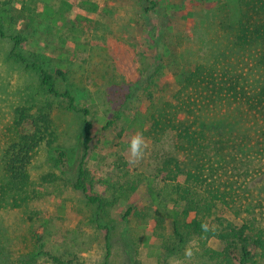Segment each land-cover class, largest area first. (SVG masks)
Listing matches in <instances>:
<instances>
[{
  "label": "rangeland",
  "instance_id": "1",
  "mask_svg": "<svg viewBox=\"0 0 264 264\" xmlns=\"http://www.w3.org/2000/svg\"><path fill=\"white\" fill-rule=\"evenodd\" d=\"M248 1L0 0V11L14 18L3 19V31L22 37L18 46L0 37V152L15 139L21 106H49L57 135L56 144L40 148L30 166L34 200L0 210V264H236L239 249L229 246L232 241L188 232L163 169L187 164L192 155L179 150L168 122L190 125L198 119L213 134L203 151L221 149L230 172L264 185V157L255 154L254 140L260 123L202 82L231 71L263 85L257 49L235 44ZM22 5H32L33 15L41 12L27 27L11 11ZM12 52L47 70L58 92L73 96L77 111H69L67 99L48 94L37 69L13 59ZM192 74L198 75L189 85ZM162 115L165 128L154 125ZM86 120L92 127L87 150ZM136 132L148 147L132 164L128 144ZM55 148L66 151L65 165L58 164ZM81 161L82 184L100 205L73 187ZM176 221L184 244L174 234ZM203 223L222 234L243 231L253 252L247 264H264V219L244 223L221 211ZM188 246L190 260L184 257ZM205 249L219 258L210 259Z\"/></svg>",
  "mask_w": 264,
  "mask_h": 264
},
{
  "label": "trees",
  "instance_id": "2",
  "mask_svg": "<svg viewBox=\"0 0 264 264\" xmlns=\"http://www.w3.org/2000/svg\"><path fill=\"white\" fill-rule=\"evenodd\" d=\"M150 4L154 5V3ZM22 6L18 10L12 8L11 11L17 14L20 24L26 25V27L32 22L34 24L36 19L41 16V12L38 11L34 14L38 16H34L32 5ZM36 9L38 10V8ZM149 10L151 7L147 9V11ZM6 18L14 20L12 16L0 11V37L10 39L15 46H18L22 42L21 35L9 36L2 29L3 19ZM235 44L241 49H257L259 53L257 62L264 69V0H249L247 2V12L240 22ZM10 55L13 59L25 63L27 68L37 69L41 85L48 94L67 99L69 111H77L73 96L69 92L63 94L58 92L54 78L47 70L35 62L28 63L23 55L15 52ZM58 74L61 75V72L58 71ZM197 75L192 74L186 83L193 84ZM202 82L206 88L211 87L213 94H218L230 105H235V108L245 115V118L251 119L253 124L260 123L259 129L254 131V140L257 145L255 154L264 157V83L255 87L247 77L234 74L231 71L224 72L216 78L213 77V74H209V79ZM197 101L199 104L202 100ZM81 112L85 115L88 114L86 110ZM189 113L191 114V112ZM163 117L162 115L158 119L154 118V125L165 128V123H162L161 120ZM174 118L176 119V115ZM168 124L171 131L174 132L179 150H190L192 153L190 162L187 164L177 161L172 166L167 163L163 169L166 172V179L172 184L170 187L175 196L173 205L175 208L182 207L183 221L187 222L185 223L186 229L189 233L196 234L199 239L201 237H218L223 241H232L229 246L233 245L239 249L238 255H234V261L236 264H247L253 257V252L249 248V239L243 231L230 228L228 234H222V231L218 232L217 229H214V231L205 234L201 232L200 225L203 220L211 218L221 211L232 212L237 217L243 218L244 223L245 221L251 223V220L257 222L259 219H264L263 183L256 185L249 177H241L230 172L221 149L216 150L213 155L204 152L206 147L202 143L211 139L213 134L205 126L199 125L198 119L190 125L186 123V120L179 121L177 125L170 120ZM14 130L15 139L0 152V210L21 209L34 200L36 191L32 185L30 166L40 148H50L57 142L53 111L46 105L36 107V104H29L17 108ZM91 135L92 127L86 120L84 121V137L82 139L86 150L89 147ZM245 135L243 141H245ZM54 155L59 165H65L67 153L64 149L55 148ZM83 176L84 169L81 161L78 177L73 187L75 190L85 193L88 201L92 204H102L100 198L87 193L81 180ZM179 176L183 177L181 181L178 180ZM131 212V208L126 211L125 220ZM190 216H193V220L188 222ZM216 220L221 222V219ZM179 228L181 226L176 221L174 234L179 238L180 244H184L185 235L180 232ZM244 228L249 230L250 226L244 225ZM205 252L212 260H216L220 256V253L210 249H205Z\"/></svg>",
  "mask_w": 264,
  "mask_h": 264
},
{
  "label": "clouds",
  "instance_id": "3",
  "mask_svg": "<svg viewBox=\"0 0 264 264\" xmlns=\"http://www.w3.org/2000/svg\"><path fill=\"white\" fill-rule=\"evenodd\" d=\"M147 141L142 132H136L130 137L128 144V156L129 162L135 164L142 160L145 156V152L147 149ZM200 229L202 233H208L209 231H214V229H210L207 223H201ZM194 255L193 248L188 246L184 250V257L186 260H190Z\"/></svg>",
  "mask_w": 264,
  "mask_h": 264
}]
</instances>
